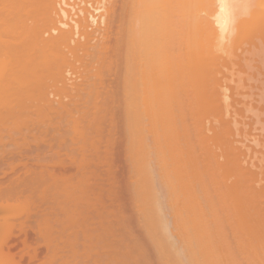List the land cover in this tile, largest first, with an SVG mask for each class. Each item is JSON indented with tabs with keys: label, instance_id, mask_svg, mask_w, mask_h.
Here are the masks:
<instances>
[{
	"label": "bare ground",
	"instance_id": "obj_1",
	"mask_svg": "<svg viewBox=\"0 0 264 264\" xmlns=\"http://www.w3.org/2000/svg\"><path fill=\"white\" fill-rule=\"evenodd\" d=\"M262 54L264 0H0V264H90L121 149L156 263L264 264Z\"/></svg>",
	"mask_w": 264,
	"mask_h": 264
},
{
	"label": "rangeland",
	"instance_id": "obj_2",
	"mask_svg": "<svg viewBox=\"0 0 264 264\" xmlns=\"http://www.w3.org/2000/svg\"><path fill=\"white\" fill-rule=\"evenodd\" d=\"M202 14L204 13V11L203 12H201ZM223 58H225V55H223ZM227 58H229V57H227ZM226 58V59H227ZM234 58H235V60H236V57H232V59L231 60H233V61H235L234 60ZM261 58H264V56H263V54H262V57ZM256 59H260V57L259 58H256ZM227 60H230V59H227ZM262 59H260V61H261ZM256 62H259V60L258 61H256ZM255 62V63H256ZM259 63H261V62H259ZM262 63H264V60H263V62ZM261 63V66L259 67L260 69H261V71H262V76L260 75V77L262 78L263 76H264V66L262 67V65H264V64H262ZM258 64V63H257ZM260 65V64H259ZM235 66V65H234ZM234 66H232L233 68H235V70H236V66L234 67ZM259 69V70H260ZM223 70H225L224 71V77L225 78H230V79H236V76H232V73L229 71V70H226V69H223ZM254 70V69H253ZM256 70V69H255ZM245 71H247V70H245ZM251 72H252V70H250ZM249 71V72H250ZM226 72V73H225ZM248 72V71H247ZM230 74H231V76H230ZM230 76V77H229ZM244 76V75H243ZM257 77H259V75H256ZM259 77V78H260ZM230 79H227L226 81V83L227 84H229V85H231V86H234L235 84L233 83V81H231ZM263 79H264V77H263ZM230 80V81H229ZM246 81V80H245ZM247 83H248V80L246 81ZM257 82V81H256ZM249 83H250V80H249ZM254 84V82L252 81L251 82V84ZM258 83V82H257ZM264 83V82H263ZM262 83V84H263ZM256 84V83H255ZM264 85V84H263ZM260 86H262L261 85V83H260ZM264 87V86H263ZM248 90V92H249V90L250 89H247ZM245 91V90H244ZM244 91H243V94H244ZM246 92V91H245ZM246 94V93H245ZM245 94H244V96L243 95H241V97L239 96V95H237V98H242V99H244L245 98ZM241 99V100H242ZM246 99V98H245ZM248 101L250 100L249 98L247 99ZM243 102H246V100H243ZM262 102V101H261ZM260 102V103H261ZM262 111V112H261ZM261 111H258V117H255L254 115H253V113L251 112V111H247L248 112V115H249V120L247 119V116L244 118L245 120H246V124H245V126H243V127H248L246 130H245V133H247V135L244 133V131H243V127L241 126V130H242V132L244 133H241L240 134V136H238V137H240L241 138V140L243 141V142H245L246 144H248V145H250V146H252V147H254V149H262V150H264V147L262 148L260 145H256L255 144V142H253V140H254V138H256L257 139V137H258V140H259V138H260V140L261 141H263L264 142V136H263V134H264V128H263V126H264V118H262L261 119V116L262 117H264L263 116V113H264V109L263 110H261ZM247 112H245V115H247ZM261 112V113H260ZM250 116H252L251 117V119H250ZM254 119H255V121H254ZM251 120H252V122H251ZM247 121H250V123H251V125H249V122L247 123ZM258 121V122H257ZM262 122V124H261V126H260V124H259V122ZM260 122V123H261ZM253 123V124H252ZM249 125V126H248ZM255 125V126H254ZM252 126V127H251ZM250 127V128H249ZM261 128V129H260ZM250 129V130H249ZM256 129V130H255ZM263 129V130H262ZM253 132H252V131ZM251 131V132H250ZM261 132V133H260ZM261 134V136H260V134ZM249 135H251V136H249ZM253 135H255V136H253ZM257 135V136H256ZM259 135V136H258ZM248 136V137H247ZM121 137H123V135L121 136ZM254 137V138H253ZM239 138V139H240ZM245 138V139H244ZM249 141V142H248ZM260 141V143H263V142H261ZM248 142V143H247ZM264 144V143H263ZM118 148V147H117ZM120 149L122 148V147H119ZM119 148L118 149H115L114 151H116L115 152V154H118V151H119ZM114 151H113V153H114ZM121 151H122V149L119 151V154H120V162L122 163V158H124L123 159V163L122 164H120L119 163V168L120 169H118L119 171H121L122 169H123V167L124 166H126V167H124L125 168V170H123V171H121V174L122 175H120L119 173H118V170L116 171V176L115 177H118L117 176V174H119V179L118 178H116L115 179V177L112 175L111 176V174L109 175L108 173V170L106 171V167H104V166H102L101 165V167L97 170V176L95 177V178H92V180L91 179H89V181H90V183H91V185L92 186H94L93 185V182L95 181V179H97V182L98 183H100L99 184V190H97V187H95L96 189V192L97 191H102L103 192V198L101 197V196H99V197H97L96 198V195H97V193H96V195L94 194V188H93V191H91V195H90V197H89V194L87 195V197L88 198H90L91 199V196L93 197L92 198V200L94 199V201L96 202V203H99V205L97 204V208L98 209H96V208H94V211H92L93 209H91L92 208V205L93 204H95V206H96V203L95 202H93V204L91 205V207H89V209H88V211L89 212H87V214L89 215V214H91V217L89 216V217H87L85 220V222H86V224H87V229H89V227H90V230H91V228H92V232L95 230V229H93V227L94 228H97L98 229V225H100V233H102V231H103V233L100 235V236H98L99 235V232L97 233V232H94L93 234H91L92 236H91V239H92V241L91 242H89V238L87 239V243L89 244V247H88V245H87V243L85 244V240L83 241L82 240V242H83V244H84V247L83 248H81L82 247V245H81V247H80V245H79V247L77 248V250H76V257L78 258V256H82V254H84L85 253V262L87 261V262H90V264H92L93 262L96 264V262H97V264H110V263H114V261H115V263H116V260H117V263L116 264H118V262H119V264H121V261H122V264H124V262H125V258H126V261L129 263V264H136L137 262H139V263H137V264H151V263H153V262H155L153 259H154V255H153V253H151L152 252V250H153V252L155 251V249L152 247L153 245H151V240L149 241V239H148V236H147V233H146V230H144V227H143V225H142V223H143V220H142V214H141V216H140V214L139 213H142L140 210H141V204H139V206H140V210L137 208V210H136V205H137V203H140L138 200V202L137 201H135V199H133L134 198V196H133V186L132 187H130L131 185H132V182H131V180H132V176H133V172L128 168V165H129V163L127 164V163H125L124 161H126V162H128L127 160H128V158H127V160H126V158H125V156H127L128 157V153L127 154H124L125 152H123V154H121ZM91 155H94V153L91 151ZM255 161H258L257 159H255ZM120 166H122V167H120ZM102 167H104V170L106 171V172H103V168ZM122 168V169H121ZM101 170H102V172H101ZM128 171H131L130 173H128ZM90 172V171H89ZM99 173V174H98ZM105 173V174H104ZM127 173H128V175H127ZM95 174H96V172H95ZM102 174V175H101ZM94 175V174H93ZM105 175V176H104ZM125 175V176H124ZM102 176V177H101ZM110 176H111V178H110ZM127 176V177H126ZM131 176V177H130ZM121 177V178H120ZM108 178H110V179H108ZM105 179H106V181H105ZM115 179V180H114ZM103 180H104V182H103ZM130 180V181H129ZM96 182V181H95ZM119 182V183H118ZM131 183V185H129ZM112 185V186H111ZM127 185V186H126ZM108 186H109V188H108ZM108 188V189H107ZM112 188V189H111ZM117 188V189H116ZM26 190V189H25ZM89 190H91V188L89 187V189L88 190H86L84 193L86 194V193H88L89 192ZM107 191V192H106ZM92 192H93V195H92ZM102 192L101 193H99V195H101L102 194ZM104 193H105V195H104ZM131 195H132V197H131ZM94 196H95V198H94ZM5 198V197H4ZM4 198H3V200H4ZM101 198V199H100ZM114 198V199H113ZM53 199V198H52ZM106 200V201H104V200ZM2 200V201H3ZM92 200H90L91 202H92ZM101 200V201H100ZM109 200H110V202H109ZM114 201L113 203H112V205H110V203L112 202V201ZM104 202V204H103V202ZM118 201V202H117ZM132 201L135 203V207H133V205L131 204L132 203ZM4 202L5 201H3V204H4ZM91 202H90V204H91ZM100 202H102V205H101V203ZM116 202V205L114 204ZM131 202V203H130ZM137 202V203H136ZM0 203H2V202H0ZM108 203H109V205H108ZM113 204H114V206H113ZM120 204V205H119ZM94 205H93V207H95ZM99 206H100V209H99ZM101 206H102V209H101ZM103 206H105L104 208H103ZM120 206V207H119ZM138 205H137V207H139ZM0 207H2V206H0ZM43 207V206H42ZM108 208V209H107ZM106 209H107V211H106ZM1 210H3V209H1ZM54 210H55V212H57L56 214H59L60 212L57 210V208H56V205H55V208H54ZM109 210H110V213H109ZM113 210H115V211H113ZM4 211V210H3ZM90 211H92V212H90ZM99 211H101V212H99ZM105 211H106V213H105ZM113 211V212H112ZM139 213H138V212ZM5 212V211H4ZM3 212V213H4ZM98 212V213H97ZM104 212V213H103ZM1 213H2V211H1ZM0 213V214H1ZM2 213V214H3ZM99 214V215H101L102 217V221H101V219H98V221H97V218L95 217L96 216V214ZM109 213V214H108ZM113 213H115V216L113 215ZM60 214H62V213H60ZM59 214V215H60ZM93 214V215H92ZM117 214V215H116ZM139 214V217L140 218H138V215ZM106 215V216H105ZM113 217H115V218H113ZM74 216H75V214H74ZM94 216V217H93ZM103 216L106 218H103ZM137 216V217H136ZM76 217V216H75ZM93 217V220H94V222H96V223H94L93 221L91 222V220L92 219H90V218H92ZM112 217V218H111ZM124 217H125V220H124ZM108 218V219H107ZM123 219V220H121V222L123 221L124 222V225L120 222V225H119V221H120V219ZM74 219V218H73ZM96 219V220H95ZM110 219H112L111 221H110V223H109V220ZM136 219H139V221H137ZM87 220H90V221H87ZM142 220V221H141ZM103 221H104V225L105 224H107V226L105 225V227H104V225H103ZM107 221H108V223H107ZM112 221H114V226L112 225ZM118 221V222H117ZM88 222H89V224H88ZM106 222V223H105ZM138 222V223H137ZM142 222V223H141ZM99 223H101V224H99ZM117 223V224H116ZM109 224V225H108ZM111 224V225H110ZM116 224V225H115ZM139 224H140V228H141V230H143V232H144V235L147 237V243H149V245L146 243V242H144V241H146V238H145V236H144V239H143V237H142V233L143 232H141V230H140V228L138 227L139 226ZM103 225V226H102ZM126 225H128V229H131L132 228V230H133V234L135 235V238H136V240L138 239V241H136V244H135V246H133V248H132V244H133V242H132V240H133V237L130 235V231L129 232H126V235L124 236V233L125 232H123V227L122 226H124V231H127L126 229H127V227H126ZM138 225V226H137ZM112 226V228H114V230L111 228L110 229V227ZM103 227H104V230H102L103 229ZM115 228H120V229H118V231L119 232H117V230L115 229ZM122 228V229H121ZM85 229H86V226H85ZM109 229H110V234H109V236H108V232H109ZM106 230V231H105ZM112 230V231H111ZM132 230H131V233H132ZM68 230H66V232H67ZM115 231V232H114ZM105 233H107V235H105ZM115 234V236L113 235V234ZM127 233H129V237L127 236L128 234ZM67 234V233H66ZM133 235V236H134ZM19 236H22V234H19L18 235V237ZM97 236V237H96ZM105 236V237H104ZM112 236H113V238H112ZM118 236V237H117ZM127 236V237H126ZM79 237V236H78ZM112 238V240H111V238ZM123 237H125L123 240H122V238ZM131 237V238H130ZM97 238H99L98 240H97ZM101 238V239H100ZM106 240V241H103L104 239ZM120 240H119V239ZM127 238L129 239V240H127ZM134 238V239H135ZM79 240L80 239H82V237L80 236L79 238H78ZM84 239V238H83ZM108 239H110V240H108ZM130 239H132V240H130ZM100 240V241H99ZM111 241V242H108V241ZM113 240H115V245L113 244ZM142 241L141 242V248L143 247V251H145V252H143V251H138L139 249H140V244H139V242L140 241ZM81 241V240H80ZM121 241L123 242H125V241H128V243L127 242H125V244L123 243L122 245H121ZM81 242V243H82ZM107 242V243H106ZM117 242V243H116ZM131 242H132V244H131ZM137 242H138V244L139 245H137ZM143 242H144V244H143ZM79 243V242H78ZM81 243H79V244H81ZM118 243H120L119 245H118ZM128 245H127V244ZM129 243H130V245L131 246H129ZM135 243V242H134ZM86 245H87V247H86ZM121 245V246H120ZM125 245H127L128 246V248L130 247V249H128L127 248V246H125ZM134 245V244H133ZM136 245H137V247L139 248L138 250L136 249L137 247H136ZM42 247V246H41ZM41 247H40V250H42L41 249ZM116 247H118V250H114ZM121 247L125 250L124 252H123V249H121ZM152 248V250H151V248ZM80 248V249H79ZM119 248H120V250H119ZM135 248V249H134ZM89 249H91V251L89 250ZM117 249V248H116ZM134 249V250H133ZM78 250H80L79 251V253H77L78 252ZM131 250H132V252H131ZM136 250V251H135ZM66 251H67V248H66ZM65 251V252H66ZM88 251H89V253H88ZM122 251V252H121ZM69 252V251H68ZM114 252H117L118 254L117 255H115L114 254ZM129 252H130V256H129ZM134 252H135V254H134ZM137 252V253H136ZM138 252L140 253V254H138ZM143 252V254L146 256V254H147V256L145 257L144 255L142 256V253ZM67 253V252H66ZM80 253H82V254H80ZM123 253V254H122ZM131 253L132 254H134V256H135V258H137V259H134V256L133 255H131ZM70 254V253H69ZM126 254H127V257H126ZM155 254V253H154ZM123 255V256H122ZM124 255H125V257H124ZM137 255H138V257H137ZM141 255V256H140ZM84 256H82V258H84ZM86 256H87V258H86ZM115 256H116V258H115ZM118 256V257H117ZM120 256V257H119ZM153 256V257H152ZM80 257L78 258V259H80ZM131 257H133V258H131ZM142 257L144 258L145 257V261L147 260V258H149V260H151V261H149V262H144L143 261V259H142ZM157 256H156V254H155V258H156ZM82 258L79 260V262L82 260ZM122 258V259H121ZM130 260H133V261H130ZM139 258H141V259H139ZM115 259V260H114ZM119 259V260H118ZM123 259H124V261H123ZM128 259V260H127ZM92 260H94V261H92ZM111 260H113V262L111 261ZM135 260V261H134ZM157 260V259H156ZM142 261H143V263H142ZM110 262V263H109ZM127 262H125V264L127 263ZM114 263V264H115ZM127 263V264H128ZM158 263H160L161 264V262H159L158 261ZM158 263H156L155 262V264H158ZM89 264V263H88ZM154 264V263H153Z\"/></svg>",
	"mask_w": 264,
	"mask_h": 264
}]
</instances>
